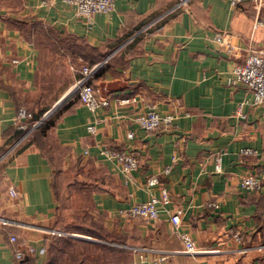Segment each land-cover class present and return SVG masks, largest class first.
I'll list each match as a JSON object with an SVG mask.
<instances>
[{
	"label": "crops",
	"instance_id": "0c3cea01",
	"mask_svg": "<svg viewBox=\"0 0 264 264\" xmlns=\"http://www.w3.org/2000/svg\"><path fill=\"white\" fill-rule=\"evenodd\" d=\"M93 22L88 31L62 2L0 0V220L8 223L0 221V264L50 263L58 247L48 231H65L78 217L60 219L57 178L82 180L87 163L96 182L84 208L107 241L121 242L119 248L79 234L64 238L81 242L74 246L91 264H149L159 257L167 258L165 264H264V191L241 188L247 176L264 181V110L253 106L246 89L228 85L235 65L251 53L264 55V26H258L264 24V0L237 8L227 0H115L113 13L95 15ZM218 35L226 46L216 43ZM46 44L60 57L53 55L59 67L49 75L40 69L37 46ZM96 65L102 67L93 85L110 105L93 114L69 96L83 68ZM152 106L173 120L148 134L135 119ZM46 109L52 117L46 134L32 138L37 130L23 128L29 123L18 120L20 111ZM105 146L133 152L138 170L125 179L101 156ZM246 150L255 154L244 157ZM153 179L159 184L150 187ZM11 186L17 198L10 197ZM164 190L171 204L155 224L121 216ZM179 210L176 229L171 216ZM184 234L197 255L184 252ZM12 236L46 254L16 261ZM111 248H119L120 256Z\"/></svg>",
	"mask_w": 264,
	"mask_h": 264
},
{
	"label": "built area",
	"instance_id": "2783aa9c",
	"mask_svg": "<svg viewBox=\"0 0 264 264\" xmlns=\"http://www.w3.org/2000/svg\"><path fill=\"white\" fill-rule=\"evenodd\" d=\"M51 2H62L68 7H70L76 17L81 18L85 21L88 31H91L94 26L93 18L95 15H111L115 11V0H50ZM230 2L231 6L234 8L241 7L247 3H256L257 0H227ZM264 26L263 23L259 22L258 26ZM151 27H149L150 29ZM146 29L145 31H148ZM216 43L226 46L224 37L218 35L215 38ZM230 49L228 51L232 53L230 45L227 46ZM102 65H96L94 67H84L81 71L82 78L77 82L74 93L78 95L80 103L88 109L91 113L96 114L100 110L107 108L110 103L107 100H102L100 98V90L95 86L90 84L96 71L101 68ZM228 85L234 89L243 88L253 95V106L259 107L264 110V55L260 53H251L244 61L243 65H235L230 73L228 79ZM122 105L130 104V101H122ZM32 114L26 110H21L19 114V121H29L32 120ZM50 118V112L46 113L43 120L34 123L31 129L37 130L42 128L47 120ZM173 117H161L155 107H148L146 110L141 112L135 119V123L140 129L148 134H155L162 130L165 125L172 123ZM25 130H28L26 125ZM30 129V130H31ZM29 130V131H30ZM90 134H96V128L90 126L88 128ZM134 134L128 135L129 139H133ZM255 154L252 150L243 151V156L248 157ZM85 157H89V152H85ZM101 156L108 161L115 163L120 167L121 175L125 179H129L130 175L137 171L139 168L138 158L133 152L127 150H119L111 146H105L101 150ZM6 158V157H5ZM4 158V159H5ZM4 161H0V165ZM172 172V167H169L165 174L169 175ZM264 181H262L257 176H247L241 181V188L245 193L255 194L264 191ZM159 184L158 179H153L150 181L149 186L154 187ZM9 195L12 198L18 197V192L15 187L11 186L9 189ZM171 204V199L166 190L162 191L160 198H152L149 202L143 204H137L131 206L129 209L121 211V216L128 220H142L148 224H155L159 221L162 213H168V206ZM213 209H218L219 205L217 203H212L209 205ZM183 216L182 211H177L171 216V223L174 228L178 229L181 224V218ZM3 226H8L7 221L0 220ZM48 235L57 238H75L77 235L67 233L61 230H49ZM182 241L185 245L184 252L188 255L195 256L199 253L196 248L195 243L190 239L187 234L181 236ZM232 237L241 244L243 242L242 237L235 233ZM10 243L13 247L14 258L18 262H22L28 258L34 256H44L46 254L45 249H36L32 246H28L26 242L22 243L16 236L10 238ZM120 248V246H117ZM124 248V247H123ZM133 251L132 248H127ZM167 258L159 257L151 261L149 264H165ZM131 264H136L135 262Z\"/></svg>",
	"mask_w": 264,
	"mask_h": 264
},
{
	"label": "rangeland",
	"instance_id": "374dc122",
	"mask_svg": "<svg viewBox=\"0 0 264 264\" xmlns=\"http://www.w3.org/2000/svg\"><path fill=\"white\" fill-rule=\"evenodd\" d=\"M37 46L41 51L40 69L43 71V74L49 75V69H53L57 65L56 63H52L54 57L56 56L55 53L53 52L54 48L53 46H48L47 44L45 46L43 45H40V46L37 45ZM55 59L60 60V57L56 56ZM57 66L59 67V65ZM53 97L54 99L56 98V96H53ZM70 97L78 99V95L75 93L72 96L70 95L69 98ZM62 103H60L57 108L62 107L63 106ZM41 131L42 129L36 132V135L39 139H41ZM60 168L61 167L59 166L56 167V171H58ZM83 168H84L83 173L85 174H83L82 180H79V181L74 180V176L72 174L66 175V176H60L57 178L58 180L56 182V186H57V192H58V200L60 202V213L62 214L60 219L62 220L64 219L65 222H68V217L70 213L76 215V217L79 215H83L84 212L86 211L84 207H87V205H91V202L90 203L86 202V199L90 200V191L88 190V188H91L92 186L91 184L96 182V180H94L95 178H93V176H96V170L93 169L90 163L85 164ZM86 173H90L92 176L88 177ZM70 185H73V186H70ZM72 202H74L76 207H73V208L70 207ZM91 207H90V210H92ZM93 249L96 250V246H93ZM123 253L124 252H122V254Z\"/></svg>",
	"mask_w": 264,
	"mask_h": 264
},
{
	"label": "trees",
	"instance_id": "16d2710c",
	"mask_svg": "<svg viewBox=\"0 0 264 264\" xmlns=\"http://www.w3.org/2000/svg\"><path fill=\"white\" fill-rule=\"evenodd\" d=\"M94 62H97V60L90 62V65L93 64ZM92 80L90 81L91 85H93V81ZM46 112H47V109L41 111L39 114L31 113L33 117H32V120L28 121L29 127H28L27 132H29V130L33 127L34 123L40 122V121L43 120ZM51 118H49L47 120L46 124L42 128L37 129V131L42 129L41 136H44L46 134L45 130L47 128V125L50 124V123H48V121ZM27 132L24 135H26ZM24 135L22 134L21 137H23ZM36 136L37 135L35 133L32 136V138L36 137ZM65 232L73 233V234H79V235L90 237V238H93V239H96V240H100V241L106 240V242H112L116 246H120L121 245L120 244L121 242H118V241H113V240L107 241L108 239H106V237H105L106 235L104 233V229H102V227L99 226L91 218V216L89 214V211H85L83 215L78 216L77 219H75V222L73 223L72 227L69 226L68 229L65 230ZM55 241H57L56 244H57V247H58L57 248V254L54 257L50 258V263L49 264H68V263H71V264H91V259L86 257V256L82 257L81 254H78L79 251L75 248V246H76L75 243H81V242H78V241H75V240H72V239L71 240L70 239H60V240L57 239ZM74 244H75V246H74ZM87 247L88 248H90V247L93 248V246H91V245H89ZM99 248H105V247L101 246ZM69 249H71V251L67 252L66 250H69ZM52 250H54V247L52 248ZM110 250L111 251H116L117 255L121 254L119 248H116V249L115 248L114 249L111 248ZM24 261H22V262H24Z\"/></svg>",
	"mask_w": 264,
	"mask_h": 264
},
{
	"label": "water",
	"instance_id": "95a60500",
	"mask_svg": "<svg viewBox=\"0 0 264 264\" xmlns=\"http://www.w3.org/2000/svg\"><path fill=\"white\" fill-rule=\"evenodd\" d=\"M64 100V99H63ZM61 102H63V101H60L55 107H54V110H52L53 112L55 111V110H57L58 108V106H59V104L61 103ZM57 108V109H56ZM80 239H83V240H91V239H88L87 237H79ZM91 241H93V240H91Z\"/></svg>",
	"mask_w": 264,
	"mask_h": 264
}]
</instances>
